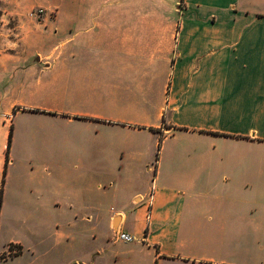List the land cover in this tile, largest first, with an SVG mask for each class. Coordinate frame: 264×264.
Wrapping results in <instances>:
<instances>
[{
	"label": "crops",
	"instance_id": "obj_1",
	"mask_svg": "<svg viewBox=\"0 0 264 264\" xmlns=\"http://www.w3.org/2000/svg\"><path fill=\"white\" fill-rule=\"evenodd\" d=\"M0 199V264H264V0H0Z\"/></svg>",
	"mask_w": 264,
	"mask_h": 264
},
{
	"label": "rangeland",
	"instance_id": "obj_2",
	"mask_svg": "<svg viewBox=\"0 0 264 264\" xmlns=\"http://www.w3.org/2000/svg\"><path fill=\"white\" fill-rule=\"evenodd\" d=\"M55 89L61 91L62 95L75 96L73 87L70 85H58ZM76 105L73 104L72 106ZM87 128L85 124L79 123L62 126L60 129L63 134L62 140L66 141L63 148L65 155L64 164L70 173L69 177L72 181L70 187L71 196L73 198H81L84 201H88L91 198L103 197L105 208H109L110 206L115 207L113 196L127 193L128 187L122 183H117L112 177H98L96 171L103 169L101 165L93 160H84L81 157L84 154L83 149L85 147L107 142L106 135L96 138L94 134L96 133V128L92 130ZM61 151H57V154H60Z\"/></svg>",
	"mask_w": 264,
	"mask_h": 264
},
{
	"label": "built area",
	"instance_id": "obj_3",
	"mask_svg": "<svg viewBox=\"0 0 264 264\" xmlns=\"http://www.w3.org/2000/svg\"><path fill=\"white\" fill-rule=\"evenodd\" d=\"M33 12L35 15H39L40 13L43 12V9L41 7H38V8H35ZM114 236H115V239H120L123 241H130L134 238L131 234L121 231V230H115Z\"/></svg>",
	"mask_w": 264,
	"mask_h": 264
},
{
	"label": "trees",
	"instance_id": "obj_4",
	"mask_svg": "<svg viewBox=\"0 0 264 264\" xmlns=\"http://www.w3.org/2000/svg\"><path fill=\"white\" fill-rule=\"evenodd\" d=\"M159 142H160V140H159ZM0 202H1V199H0Z\"/></svg>",
	"mask_w": 264,
	"mask_h": 264
}]
</instances>
